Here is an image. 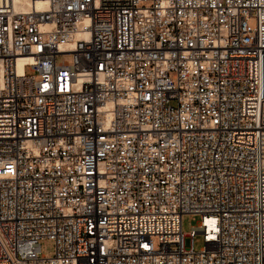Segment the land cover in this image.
<instances>
[{"label": "built area", "instance_id": "obj_1", "mask_svg": "<svg viewBox=\"0 0 264 264\" xmlns=\"http://www.w3.org/2000/svg\"><path fill=\"white\" fill-rule=\"evenodd\" d=\"M31 1L0 0V264H264V0Z\"/></svg>", "mask_w": 264, "mask_h": 264}, {"label": "rangeland", "instance_id": "obj_2", "mask_svg": "<svg viewBox=\"0 0 264 264\" xmlns=\"http://www.w3.org/2000/svg\"><path fill=\"white\" fill-rule=\"evenodd\" d=\"M150 2H146L144 5H148ZM59 62H69L73 64V54L58 55ZM30 73V72H29ZM200 222V217L192 214H185L182 217V227L186 234H190L193 228H195ZM42 253L47 256H52L55 251V244L50 239H45L41 243ZM204 246V239L202 235H196L194 239V247L199 250Z\"/></svg>", "mask_w": 264, "mask_h": 264}, {"label": "bare ground", "instance_id": "obj_3", "mask_svg": "<svg viewBox=\"0 0 264 264\" xmlns=\"http://www.w3.org/2000/svg\"><path fill=\"white\" fill-rule=\"evenodd\" d=\"M15 2L17 9H21L25 11L29 10L32 5L33 6L35 5L31 0H15ZM36 7L38 9H41L44 7V3L42 1H38L36 3ZM45 27L48 28L49 26H45Z\"/></svg>", "mask_w": 264, "mask_h": 264}]
</instances>
